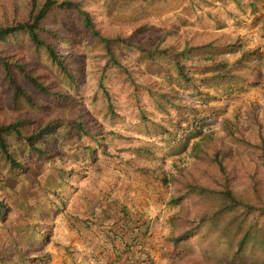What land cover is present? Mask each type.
Returning a JSON list of instances; mask_svg holds the SVG:
<instances>
[{
	"label": "rangeland",
	"instance_id": "rangeland-1",
	"mask_svg": "<svg viewBox=\"0 0 264 264\" xmlns=\"http://www.w3.org/2000/svg\"><path fill=\"white\" fill-rule=\"evenodd\" d=\"M14 2L19 10H24L26 0H14ZM188 3L187 5L192 7L193 0ZM89 4L96 25L98 24L102 32L108 35L120 33L130 41L149 44L160 42L161 45L174 41L180 42L181 38L188 39L189 35L190 38L193 36V39L206 37V33L202 35L198 32L194 33L195 22L191 20L189 24L191 16H188L187 11L179 13L177 10L180 18L170 16L171 14H165L170 17L163 18L164 15H148L141 5H121L116 0H96L91 3L89 1ZM127 13L132 19L133 17L139 19L134 23L123 22L121 16ZM181 21H188L187 26L183 27L179 23ZM45 22L61 24L71 33L63 44V49L73 53L72 63L79 73L76 86H69L48 72L44 76L45 80L51 81L53 85H61L69 94V99L63 105H50L43 109L31 108L22 101L12 103L7 90L0 88V123H6L12 118H24L25 123L22 126L24 135L48 120L67 122L76 117L84 120L83 125H86L88 133L102 134L104 140L101 142V148L94 150L91 165L90 160L86 162L83 158L84 147L90 139L85 134L81 138L64 140L60 144L55 142L53 146H46L47 153H51V156L39 164L29 159L32 154L27 157L25 153H22L19 159L28 168L24 174L10 179H6V164L0 158V199L7 205L3 218L0 220V249L10 248L9 242L14 237V228L23 220L28 224L35 221L34 227L41 230L40 233L45 234L46 237L51 235L54 222L51 224L41 222L36 218L38 214L26 213L20 208L21 205L16 204L21 194L27 193L30 187V191L44 187L59 191L61 201L55 200V203L63 207L69 200L77 199L79 185L85 181L92 183L95 180L102 187L108 185L109 189H113L125 179H130L138 173L157 179L165 187L166 194H164L168 198L165 203L166 216L160 218L151 216L154 227L152 231L156 233V236L151 239L150 246L151 260L155 261L154 264H228L222 258L223 240L215 236L201 240L189 237L179 246L173 247L168 243L169 238L176 234L179 226L184 223L185 217H173L175 213L182 212L185 216L193 217L207 205L200 202L192 203L186 199L171 202L170 198L175 195L176 188L172 178L177 175L180 168H183L190 177L194 176L206 182L207 172H213L215 166L202 151L208 152L212 146L220 147V152L224 151L227 166L231 170L228 184L232 191L254 205L264 204V158L253 148L244 144V140L258 142L260 137L264 139V80L260 79L259 84L258 78V83L248 88L235 84H229L226 90L222 87L212 88L211 93L214 99H211L210 106L213 117L210 118V123L202 128L204 136L207 137L202 139L197 136L189 140L182 151L176 152L175 149L179 144L167 143L168 141L159 139L158 136L145 135L140 130L141 124H136L131 119L132 114L135 116L139 107L150 119H156L155 117L158 116L156 110H153L154 104L149 95L139 88H136L134 92V86L123 72V69H128L137 84L145 83L146 70L132 51L121 46L113 48L116 58L122 64L121 68L111 64L107 56L102 54V49L91 44L88 32L82 28L81 23L72 13L64 11L51 13L45 18ZM140 23L151 27L149 32H134L135 25ZM158 25L169 28L171 32L165 33L162 31L164 29L155 30L154 27ZM263 63L264 61L258 57L256 65L261 67L264 66ZM36 69H44V66L36 63ZM99 83L109 95L111 111L107 109L108 97ZM24 86L28 88L27 84ZM33 95L38 99L41 98L34 92ZM170 109L171 107L168 109L169 115L173 114ZM173 117L176 116L173 115ZM13 138L17 140L16 138L19 137H10L9 141L13 142ZM192 141L198 142V146L194 149L191 145ZM17 143H20V140ZM89 143L92 144V142ZM60 167L69 172L77 171L79 174L77 173L76 177L80 173H85L86 177L80 181H73L70 186L61 187L56 184L57 169ZM252 184H256L257 192L251 189ZM74 186L73 193L71 190ZM65 192L70 194L65 196ZM34 197L38 196H30L29 199L32 200ZM51 207L53 205H45L43 209ZM64 210L66 211L67 207ZM65 211L55 217L64 216ZM233 215H235L233 210L226 212L227 217ZM44 216L49 217L48 213H44ZM243 217L246 223H253L264 229V214H258L256 210ZM176 222H178L177 225H175Z\"/></svg>",
	"mask_w": 264,
	"mask_h": 264
},
{
	"label": "trees",
	"instance_id": "trees-1",
	"mask_svg": "<svg viewBox=\"0 0 264 264\" xmlns=\"http://www.w3.org/2000/svg\"><path fill=\"white\" fill-rule=\"evenodd\" d=\"M89 1L91 3L96 0H26L25 8L21 11L14 0H2L0 3V88L7 90L12 103L22 101L31 108L43 109L50 105L60 106L68 101L69 94L63 87L53 85L51 81L45 80L44 76L50 72L65 84L76 86L79 73L72 63L73 53L63 49V44L71 33L61 24L46 23L45 18L59 11L70 12L88 32L91 44L102 49V54L107 56L111 64L122 68V64L113 52L114 47L121 46L132 51L138 62L144 66L145 73L148 75L144 76L145 83H140L141 85L135 82L130 70L123 69V72L135 89L141 86L146 90L162 114L159 120L150 119L139 110L141 119H145L146 128L151 129V134L160 135L168 141L167 143L179 144L175 151L183 149L190 138L199 136L203 139L205 133L202 128L210 114L205 111L202 104L214 99V95L202 87L222 86L226 90L229 84L240 87L245 85L246 79L234 71L243 54L233 63L222 59L214 61L217 55L232 50L233 47H239L238 40L222 45L213 44L212 40L197 45H190L184 41L181 46L176 41L166 45H161L160 42L149 44L130 41L120 33L111 35L103 33L92 18L93 12ZM116 1L121 5H141L148 15H159L178 6L180 0ZM128 14L121 16L123 22L134 23L139 19L138 17L132 19ZM150 29L151 27L140 23L135 25L133 30L136 33H143L149 32ZM164 32L169 33V31ZM193 57L211 59V61L198 65L192 63ZM36 63L42 64L44 69H36ZM195 66H201L198 69L202 71V75L196 78L200 88L192 93L197 99L196 105L181 101V96L175 88L193 84L192 72L197 70ZM154 74H158L161 79L153 77L156 76ZM251 83L254 84V81ZM24 84H27L28 88ZM99 85L102 88V84L99 83ZM102 90L108 97L107 109L111 111L109 95L104 88ZM32 91L41 98H36ZM170 107L176 110L175 118L169 116ZM75 118L67 122L48 120L24 135L22 134L24 118H12L6 123H0V158L6 164V179L24 174L28 168L19 159L22 153H25L27 157L32 154L29 159L39 164L51 156V153H47L46 146H53L55 142L60 144L64 140L81 138L83 134L90 139L84 147L85 154L82 157L86 162L87 160L92 162L94 150L101 148L104 136L96 132L88 133L86 125H83L84 120ZM13 136L19 138H16L17 140L13 138V142H10L9 138ZM19 140L20 143H17ZM244 144L253 148L264 158L262 137L258 142L244 140ZM192 146L194 149L198 146V142L193 141ZM220 150V147L212 146L208 152L202 151L215 166L213 172H207L206 182L194 176L190 177L183 168H180L177 175L172 178L176 188L175 195L170 198L171 202L186 199L192 203L200 202L207 205L193 217L185 216L182 212L175 213L173 217H185L184 223L179 226V231L169 238L168 243L173 247L179 246L189 237L201 240L215 236L223 240L222 258L228 264H264V229L253 223H246L243 217L256 210L258 214H264V204L254 205L232 191L228 184L231 170L227 166L224 151L220 152ZM196 154L199 153L196 152ZM57 171L56 184L61 187L71 185V181L78 173L77 171L69 172L63 167L58 168ZM82 175L80 173L79 176ZM251 187L253 192H257L256 184H252ZM30 188L27 193L21 194L16 204L21 205L20 208L26 213L39 214L40 217L36 218L42 222L47 218L43 217L44 213L49 215L52 209L60 208L55 203V200L61 201L60 193L49 187L31 191ZM35 195L38 197L29 199L30 196ZM45 205H53V207L43 209ZM6 206L0 199V220L3 218ZM232 210L235 211V215L227 217L226 212ZM119 211L118 218L113 220L116 224L113 229L114 235L127 237L128 244H137L146 234V228L139 218L141 216L129 214L122 208H119ZM34 224L35 221L28 224L24 220L17 223L14 228V237L9 242L10 248L0 249V264H47L49 255L43 249V243L47 237L40 233L41 230L35 228ZM177 224L178 222L175 225Z\"/></svg>",
	"mask_w": 264,
	"mask_h": 264
},
{
	"label": "crops",
	"instance_id": "crops-1",
	"mask_svg": "<svg viewBox=\"0 0 264 264\" xmlns=\"http://www.w3.org/2000/svg\"><path fill=\"white\" fill-rule=\"evenodd\" d=\"M191 1L180 0L178 6L159 14L164 15L163 18L170 16L180 18L177 10L179 13L187 11L188 16H191L189 24L191 20L195 22L194 33L198 32L199 35L206 33V37L196 39H193V36L190 38L188 34V39L187 37L181 38L178 45H183L184 41L190 45H197L209 40H212L213 44L222 45L237 39L239 47H233L234 49L217 55L214 61L222 59L228 63H233L243 54L244 56L234 69L238 75L246 79L243 87L248 88L256 85L258 78L260 84V79L264 80V66L258 67L256 60L259 57L264 61V0H193L192 7H189L187 4ZM165 14L171 15L165 16ZM179 23L185 27L188 21ZM154 28L155 30L170 31L169 28H162L159 25ZM195 34L194 36H197ZM169 43L171 42L166 44ZM210 61L211 59L193 57L192 63L203 65L210 63ZM195 67L197 70L192 72L193 84L175 88L181 96V101L196 105L197 99L192 93L200 88L196 78L202 75V71L198 69L201 66ZM154 75L156 76L153 77L158 80L161 79L158 74ZM252 81L254 84H250ZM217 87L222 86L202 87V89L211 93L212 88ZM137 88L143 89L147 93L143 87L138 86ZM133 90L136 92L135 88ZM149 97L154 104L153 110H156L158 114L155 118L159 120L162 114L156 107L154 99ZM210 102L211 100L202 104L205 111L210 114L205 125H208L210 118L213 117ZM140 108H137L135 116L132 114L133 122L141 124L140 130L145 135L158 136L161 139L160 135L151 134V129L146 128L147 123L144 121L145 119H141L139 114ZM170 110L173 111V114L170 113V117L177 116L176 110L173 108ZM146 117L148 116L146 115ZM192 143L193 141L191 145ZM85 177L86 174L84 173L82 176L72 178L71 184L73 181H80ZM109 187L108 185L102 187L95 180L92 183L85 181L79 185L77 199H71L66 206L63 204V207L52 209L49 212V217L45 218L44 222H50V224L54 222V224L51 235H48L43 243V249L49 255L47 264H149L150 262L154 264L155 261L151 260L150 246L151 239L156 236V233L152 231L154 227L151 216L158 218L166 216L165 203L168 198L165 196V187L150 175L138 173L119 183L116 188L109 189ZM71 192H75V186ZM65 193L70 194V192ZM66 207L67 210L65 211ZM119 208L124 209L129 214L141 216L139 218L146 228V234L140 238L137 244H128L127 237L114 235L115 230L113 229L116 224L113 220L118 218ZM64 211V216L55 217Z\"/></svg>",
	"mask_w": 264,
	"mask_h": 264
}]
</instances>
